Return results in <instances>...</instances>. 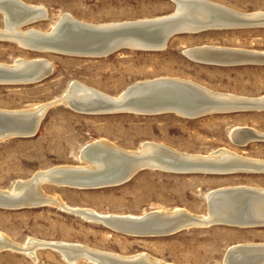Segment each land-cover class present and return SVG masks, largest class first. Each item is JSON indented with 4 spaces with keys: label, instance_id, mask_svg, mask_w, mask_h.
<instances>
[{
    "label": "rangeland",
    "instance_id": "obj_1",
    "mask_svg": "<svg viewBox=\"0 0 264 264\" xmlns=\"http://www.w3.org/2000/svg\"><path fill=\"white\" fill-rule=\"evenodd\" d=\"M22 1L43 6L47 11L44 20L22 29L32 27L44 32L64 13L78 22L102 25L162 17L175 10L169 0ZM209 1L242 13L264 12V0ZM2 22L0 15V29ZM165 45L157 51L125 46L108 56L91 58L83 54L26 50L0 40L1 65L7 66L17 58H41L52 67L51 73L39 82H3L2 85L0 82V110L27 111L49 104L34 135L0 140V189L10 190L16 182L27 181L37 172L52 167H85L86 163L79 159L80 149L98 139L131 152L138 150L142 143L151 142L191 155L205 156L224 148L242 157L264 161V141L253 140L236 146L229 138L236 127L264 133V110H231L187 119L172 112L82 113L72 110L64 101H57L73 81L115 97L135 82L164 77L192 81L221 94L264 96V64L206 65L193 62L183 54L187 48L202 46L263 52L264 25L186 31L169 38ZM228 186L264 188V174L172 173L146 167L119 185L84 189L42 184L41 191L68 207L101 214L141 215L180 208L205 215L208 212L206 194ZM0 236L18 245H24L26 239H37L76 243L121 256L145 253L168 264H223V256L231 246L263 244L264 225H209L169 236L134 237L46 203L32 208H0ZM0 264L92 263L85 259L68 261L55 250L38 247L29 254L3 249Z\"/></svg>",
    "mask_w": 264,
    "mask_h": 264
},
{
    "label": "bare ground",
    "instance_id": "obj_2",
    "mask_svg": "<svg viewBox=\"0 0 264 264\" xmlns=\"http://www.w3.org/2000/svg\"><path fill=\"white\" fill-rule=\"evenodd\" d=\"M169 1L175 2L177 5V10L173 11L176 14L173 15V18L177 19H175L174 23L167 26H162V21L166 20L168 15L151 19L145 18L144 20L90 25L87 22H78L70 14L64 13L49 31L44 32L32 27L27 29L22 28L24 25L28 27L29 24L44 20L47 17L45 7L28 4L22 0H0V15L3 20V28L0 29V40L13 42L20 48L26 50L38 52L53 51L60 54L64 53V55L83 54L89 56L110 49L109 47L115 42H119V46H133L157 51V49H162L166 46L165 44L169 40L168 35L171 31L175 30L188 32L210 28L264 25V12L242 13L209 0ZM223 24L228 26H223ZM211 48H216L219 51L234 50L242 54L245 60L249 62L264 61V51H248L221 47ZM196 50L198 49H193V47L192 49L187 48L184 53L193 58V54L190 53ZM0 69L2 72H6V74L0 76L1 85L3 82H9L10 84L34 83L33 81L35 79L44 74L48 75L52 71L50 63L41 58H33L32 60L17 58L7 66L0 64ZM132 87L136 89L133 88V93L128 95L126 90ZM221 93L213 92L192 81L164 77L135 82L117 96L112 97L82 83L73 81L69 84L66 93L57 101L65 100V104L77 112H81L79 110H108L110 109L111 102L116 100L120 103H130L131 105L128 104L126 108H130L129 106H132L134 102H152L153 104H160L164 110L147 115L172 112L187 119L189 116H185L184 114L195 112L197 107L194 106L197 104H204L211 111L218 112L243 110L249 106L248 104L253 102H261L264 104V96L248 98L228 95L229 93ZM167 102H173L177 106H164L163 104ZM48 106L49 104L35 106L32 110L27 111L0 110V140L18 135H26L27 137V135L33 134L36 131V122L41 119L44 110ZM262 109H264V105L257 110ZM133 113L141 114L139 111ZM229 138L234 145L244 146L253 140L264 141V133H259L248 128L236 127L231 130ZM79 159L86 163L85 167L81 165V167L78 165L52 167L51 169L34 174L33 176L38 178L36 180L33 179L34 181L16 182L12 187L14 185L21 187L16 191L12 190L11 187L10 190L0 189V193L9 194L14 197L23 194L29 196L36 194L44 198L47 204L53 203L59 208L73 214L79 213L76 215L82 219L102 226L105 225L101 221L105 219H138L148 213L163 217L179 216L182 217L181 219L187 217L191 219V222L187 221L188 224H191V227L197 228L209 226V223L216 220L232 227L264 225V188L228 186L227 188L211 190L206 194L205 200L220 191L228 192V197H224L219 201V204L215 203L213 205V211L209 210L210 203H208V212L205 215H196L180 208L153 210L141 215H118L101 214L90 209L68 207L58 201V199H51L44 195L40 186L41 182L45 181L46 177H48L46 175H52L58 171L70 170H73L76 173L75 176H77L74 178L68 174L70 177H73L74 183L80 181L78 184L97 185L93 186L97 188L100 186H113L117 182L123 181L125 178L127 179L130 175L127 176L126 173H129L133 167L141 169L142 166L157 168L163 171H170V169L174 168H189L197 173L264 174L263 160L242 157L224 148L217 149L205 156L191 155L177 152L167 146L151 142H144L138 150L131 152L130 150H122L118 146L116 147V145L114 146L107 141L99 139L90 145L82 147L79 152ZM178 165L183 166L177 167ZM85 188L87 189V187ZM26 241L24 245H18L13 243L14 241L12 242V240L10 241L0 236V250L12 249L29 254L36 248L48 244L59 249L63 253L62 256L72 262L76 259H85L89 260L92 264H168L145 253L121 256L110 252L90 249L76 243L37 239H26ZM223 257V264H264V243H243L231 246L227 249Z\"/></svg>",
    "mask_w": 264,
    "mask_h": 264
},
{
    "label": "water",
    "instance_id": "obj_3",
    "mask_svg": "<svg viewBox=\"0 0 264 264\" xmlns=\"http://www.w3.org/2000/svg\"><path fill=\"white\" fill-rule=\"evenodd\" d=\"M175 5V10H177V5L174 2L173 3ZM173 15L176 14H169L168 18H166V20L162 21V26H167V25H171L172 23L175 22V19L177 18H173ZM164 23V24H163ZM26 26V25H24ZM223 26H228L223 24ZM223 28H228V27H223ZM202 30H206V29H202ZM201 31V30H199ZM186 31L184 30H175V31H171L170 34L168 35V39L178 35V34H182L185 33ZM119 42H115L111 47H109L110 49L106 50V51H100L99 54H95V55H90L92 56L91 58H99V57H105L108 56L120 49H122L125 46H119ZM198 50L191 52L190 54H193V58L188 56L187 54L183 53L184 56L196 63L199 64H206V65H216V66H234V65H243V64H264V61H254V62H249L246 61L245 58L242 56V54H240L239 52H236L234 50H224V51H219L216 48H211V46L209 47H199L197 48ZM6 74V72H2V70L0 69V76ZM7 74H9V72H7ZM47 75L44 74L40 77H38L37 79H35V81L33 82H39L41 80H43L44 78H46ZM135 87H132L128 90H126V93H128V95L130 93H133L132 91H134ZM136 89V88H135ZM127 95V94H126ZM185 95V94H184ZM192 100V99H190ZM65 101V100H64ZM117 101V102H116ZM116 101H112L111 105H110V109L108 110H113V111H108V110H79L82 113H96V114H108L107 112L112 113H130V112H137L139 111V113L141 114H155L158 113V111L164 110L160 104H153L152 102L149 103H145V102H134V104L132 106H129L130 108H126L128 106V104L130 103H120L118 100ZM192 104V103H191ZM131 105V104H130ZM164 106H175V103L173 102H167L163 104ZM249 106L245 107V109L243 110H257L260 109V107L264 104H262L261 102H253L248 104ZM194 107H197L195 112L191 113V114H184L185 116H189V118H197V117H202V116H206L209 114H212L213 112H218V111H211V109H209L208 106L204 105V104H197ZM264 110V109H262ZM105 111V112H104ZM107 111V112H106ZM210 111V112H209ZM237 111H241V110H237ZM46 112V111H45ZM44 112V113H45ZM165 112V111H162ZM43 113V115H44ZM42 119V118H41ZM40 119V120H41ZM40 120H38L36 122V131L37 128L39 126ZM36 131L32 134L34 135L36 133ZM21 136V135H18ZM183 166V165H182ZM180 165H178L177 167H182ZM146 168L145 166H142L141 169ZM134 170V172H133ZM140 169H136V167H133L129 173H126L127 176L130 175L127 179L125 178L123 181L117 182L115 185L117 184H122L126 181H128L130 178H132ZM170 171L172 173H189V172H194L192 171V169L189 168H174V169H170ZM74 173V174H73ZM73 176L74 178H76L77 176H75V172L73 170L70 171H58L57 173H54L52 175H46L48 177H46L45 181L41 182L40 186L43 184H48V185H52V186H67L70 188H75V187H93V186H97V185H83V184H78L80 183V181L77 183H74L73 181ZM34 176L30 177L27 181H34L36 179H38L37 177L33 178ZM43 178V177H41ZM34 179V180H33ZM27 183V182H26ZM21 187L19 185H14L12 187V190L16 191L18 189H20ZM224 197H228V192H216V194H214L211 198H207L206 202H207V206L208 203H210V211H213V205L219 204ZM45 199L37 196L36 194H34L33 196H29L26 194L20 195V196H12L9 194H2L0 193V208H4V209H21V208H32V207H39V206H43L45 205ZM79 214V213H76ZM179 216H172V217H163L157 214H152V213H148L138 219L136 218H120L117 220H108L105 219L104 221H101V223H103L105 225V227L118 232L122 235H127V236H134V237H160V236H169V235H173L176 234L178 232L187 230V229H191L192 225L188 224L187 221H190V218H183ZM102 219V218H101ZM104 219V218H103ZM187 222V223H186ZM191 222V221H190ZM225 223H222L221 221H214L212 223H209V225H224ZM189 227V228H188ZM43 247L45 248H51L52 250H55L56 252L60 253L61 255H63V253L57 249L56 247H53V245H44ZM1 251V250H0ZM78 260V259H76Z\"/></svg>",
    "mask_w": 264,
    "mask_h": 264
},
{
    "label": "crops",
    "instance_id": "obj_4",
    "mask_svg": "<svg viewBox=\"0 0 264 264\" xmlns=\"http://www.w3.org/2000/svg\"><path fill=\"white\" fill-rule=\"evenodd\" d=\"M234 10V9H233ZM237 11V10H236ZM231 49V48H230Z\"/></svg>",
    "mask_w": 264,
    "mask_h": 264
}]
</instances>
